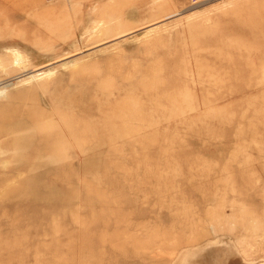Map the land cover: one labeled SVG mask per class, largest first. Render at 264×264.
<instances>
[{
  "label": "rangeland",
  "instance_id": "obj_1",
  "mask_svg": "<svg viewBox=\"0 0 264 264\" xmlns=\"http://www.w3.org/2000/svg\"><path fill=\"white\" fill-rule=\"evenodd\" d=\"M0 90V264L264 263V0H0Z\"/></svg>",
  "mask_w": 264,
  "mask_h": 264
},
{
  "label": "bare ground",
  "instance_id": "obj_2",
  "mask_svg": "<svg viewBox=\"0 0 264 264\" xmlns=\"http://www.w3.org/2000/svg\"><path fill=\"white\" fill-rule=\"evenodd\" d=\"M22 54L21 53H19V52H17V51H13V61L15 62V63H20V62H22L23 61V59H22V56H21ZM14 64V63H13ZM51 72H50V70L49 71H46V72H44V71H41V72H39V73H33V74H30L28 77H37V76H39V74H41V75H48V74H50ZM2 92V90H0V93ZM53 147V150L54 149H56V146H52ZM44 148H46V149H48L49 150V146H44L43 147V150H44ZM51 148V147H50ZM52 149V148H51ZM155 240V237H152V239H150V240H146L145 242H143V245H150V244H152L153 243V241ZM142 245V246H143ZM142 246H139V247H133V251L135 252V251H140L142 248H144V247H142ZM118 250H119V252H126L127 250L124 248V245H123V247H121V246H119V248H118ZM121 250V251H120ZM221 258V257H220ZM260 264H264V263H260Z\"/></svg>",
  "mask_w": 264,
  "mask_h": 264
}]
</instances>
